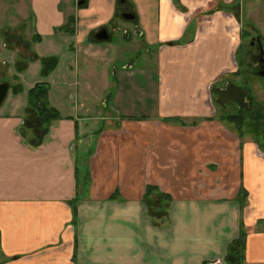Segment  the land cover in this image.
<instances>
[{
	"label": "crops",
	"instance_id": "1",
	"mask_svg": "<svg viewBox=\"0 0 264 264\" xmlns=\"http://www.w3.org/2000/svg\"><path fill=\"white\" fill-rule=\"evenodd\" d=\"M27 1L29 21L12 22L0 0V86L13 80L0 108V264H264V144L216 120L254 108L236 83L254 76L244 65L264 42V0H88L73 14L66 0ZM122 11L144 41L114 40L106 23ZM122 81L125 97L156 103L153 117L126 121ZM40 84L59 113L42 139L29 105Z\"/></svg>",
	"mask_w": 264,
	"mask_h": 264
},
{
	"label": "rangeland",
	"instance_id": "2",
	"mask_svg": "<svg viewBox=\"0 0 264 264\" xmlns=\"http://www.w3.org/2000/svg\"><path fill=\"white\" fill-rule=\"evenodd\" d=\"M84 1L85 4L86 2H88V0H66V11L68 14H73L74 11L78 10L79 8H87V7H91V5H84V6H80L79 3ZM93 4V0H91ZM27 3V0H4V11H5V19L6 20H10L13 19V21L17 22V21H29V19L27 18L26 14H30L29 11V3L26 4V6H23V4ZM120 7L122 8V0L120 1ZM123 10V9H122ZM26 13V14H25ZM12 21V22H13ZM126 20L123 18L119 20V23L116 26H112L110 25V22H107L106 24L108 25V29L111 33V35L113 36L115 41H122V44L125 43L127 41V32H130L133 37H134V41L136 44L137 42H141L144 41L145 39H141V37H137L135 36V25L133 22H125ZM14 22V23H15ZM12 25V24H10ZM71 26V25H70ZM127 30V32H126ZM66 41H70V43L72 42V40L69 38V36L67 35H62L59 39L60 43H65ZM137 41V42H136ZM127 44V43H125ZM137 53L135 51V54H132V52L128 53V55L126 56V58H132V57H137ZM241 59L238 58V62H240ZM139 62H141L139 60ZM128 66V64H126ZM99 69V67L94 66L92 72H94L93 74H97V70ZM123 69V66H122ZM136 73L135 75V79L132 80V82L137 81L139 85L141 86H148V82L149 80H144V78L140 75V69H136L134 71ZM246 74V73H245ZM157 75V74H156ZM84 76V75H83ZM99 77V76H98ZM113 77L115 78L116 75L114 73ZM83 78V77H82ZM116 79V78H115ZM4 82L2 84H11L13 83V80L10 77H6V79L3 80ZM114 81V80H113ZM223 83V82H222ZM228 82H224V85L227 84ZM239 87H247L248 91L251 93L250 96L253 98V100L255 101L254 104V108L253 110L255 112H251L249 111V113H247L246 115H248V120L246 121V128H245V132H247V134H254L257 132V129L260 126L262 127V125L264 126V124L262 125H255L256 122L254 121V116L256 115L255 113H264V80L256 77V76H251V75H242L240 76V79L237 80L236 83ZM127 87V82H123L122 81V101L125 97V95L127 94V92L125 91ZM138 91H135L134 89L131 92V96L130 97H125L124 101L122 102V113L125 115V117L127 118V120H135V119H142L145 117H153V115H155V108H156V103L150 100H146L142 95H138ZM235 100L239 101L242 103V97L239 95V97H234ZM51 100V98H50ZM105 103V102H103ZM212 104L214 106L217 107V104L214 102H212ZM250 104V103H249ZM260 107H262L263 110H260ZM250 109V108H249ZM241 111V109L237 106L236 104H232L230 106L227 107V112L225 113H219L218 114V118L216 120H222L223 117L227 116V115H237V113H239ZM38 120V118H37ZM253 120V121H251ZM39 124L40 121L38 120ZM170 123L174 124V125H187L190 126L192 125L189 122H186L185 120H180V119H174L172 120ZM234 126V130H236L237 132H239V128L237 127V124H233ZM38 128V127H37ZM264 128V127H263ZM41 129H43V127H39L38 131L43 135L44 132L42 133ZM260 139V143L264 144V138L262 135L259 136Z\"/></svg>",
	"mask_w": 264,
	"mask_h": 264
},
{
	"label": "trees",
	"instance_id": "3",
	"mask_svg": "<svg viewBox=\"0 0 264 264\" xmlns=\"http://www.w3.org/2000/svg\"><path fill=\"white\" fill-rule=\"evenodd\" d=\"M70 22L68 23L69 26ZM29 105L30 108L36 113L38 120L40 121V127H43L41 129L42 133L44 132L43 136L47 135L49 132V129L51 128L52 124L59 119V113L56 109H54L50 102V86L48 84H40L37 85L33 90L29 93ZM260 110H263L262 107H260ZM251 112H255L252 110ZM249 111L242 109L237 115H227L222 118L223 121H226L229 124H237L239 128L240 134H243L245 131V128L247 126L246 121L248 120ZM254 121L257 125H262L264 123V113H255ZM253 121V120H252ZM257 129L256 135L259 136V131L262 129L260 126ZM39 129V128H38ZM152 189H150L149 193H151Z\"/></svg>",
	"mask_w": 264,
	"mask_h": 264
},
{
	"label": "flooded vegetation",
	"instance_id": "4",
	"mask_svg": "<svg viewBox=\"0 0 264 264\" xmlns=\"http://www.w3.org/2000/svg\"><path fill=\"white\" fill-rule=\"evenodd\" d=\"M82 2H84V1H82ZM124 3H125V1L123 0L122 7L124 6ZM126 15H128V14L124 13L122 11L123 18H125ZM249 50L250 51L253 50L254 52H256L257 53V55H256L257 57H256L254 62H248L244 66L248 67L249 71L254 76L259 77V78L264 80V42H262V40L260 38H255L254 40H252V42L250 44V47H249ZM247 111H251V110H247ZM253 123H255V122H253ZM262 124H264V123H262ZM255 125H257V124H255ZM262 127H264V126L262 125ZM260 135H262L263 138H264V128L260 129L259 136Z\"/></svg>",
	"mask_w": 264,
	"mask_h": 264
},
{
	"label": "water",
	"instance_id": "5",
	"mask_svg": "<svg viewBox=\"0 0 264 264\" xmlns=\"http://www.w3.org/2000/svg\"><path fill=\"white\" fill-rule=\"evenodd\" d=\"M83 4H84V2L80 3V5H83ZM125 18L128 20H134L135 19V17L132 15H126ZM109 38L110 37H109L106 30L101 31L94 36L95 41H107V40H109ZM9 89H10V86L8 84H2L0 86V108L3 106L5 100L8 96Z\"/></svg>",
	"mask_w": 264,
	"mask_h": 264
},
{
	"label": "built area",
	"instance_id": "6",
	"mask_svg": "<svg viewBox=\"0 0 264 264\" xmlns=\"http://www.w3.org/2000/svg\"><path fill=\"white\" fill-rule=\"evenodd\" d=\"M210 264H224V263H222V261H215V262H212Z\"/></svg>",
	"mask_w": 264,
	"mask_h": 264
}]
</instances>
